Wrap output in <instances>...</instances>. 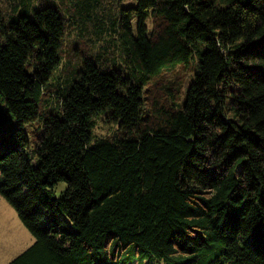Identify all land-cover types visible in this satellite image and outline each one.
Wrapping results in <instances>:
<instances>
[{"label":"trees","instance_id":"16d2710c","mask_svg":"<svg viewBox=\"0 0 264 264\" xmlns=\"http://www.w3.org/2000/svg\"><path fill=\"white\" fill-rule=\"evenodd\" d=\"M0 195L8 264H264V0H0Z\"/></svg>","mask_w":264,"mask_h":264},{"label":"rangeland","instance_id":"374dc122","mask_svg":"<svg viewBox=\"0 0 264 264\" xmlns=\"http://www.w3.org/2000/svg\"><path fill=\"white\" fill-rule=\"evenodd\" d=\"M79 38L80 36L77 33L74 34L73 30L69 31L64 43L63 61L58 68L55 78H58L59 75L62 76V74L67 70V67L72 65V61L80 62L77 55H79V51L85 52L81 49L85 43H79ZM79 65H74L73 69L79 67ZM98 119L97 127L94 130L95 135H110L115 127L105 123L106 115L104 114ZM41 124V120H38L26 125L25 129L32 142H34L35 137L39 133ZM65 187L66 183L64 181L60 182L57 187V193L61 195ZM35 240V236L23 223L15 207L12 206V204L3 195H0V264L10 263L14 258L34 244ZM130 264L164 263L157 259H146L144 261L135 260Z\"/></svg>","mask_w":264,"mask_h":264}]
</instances>
